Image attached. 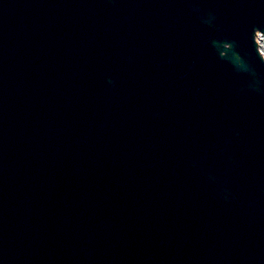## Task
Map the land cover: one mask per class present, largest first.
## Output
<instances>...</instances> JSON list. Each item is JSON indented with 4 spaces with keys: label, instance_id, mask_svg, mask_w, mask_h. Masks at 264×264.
Wrapping results in <instances>:
<instances>
[{
    "label": "water",
    "instance_id": "95a60500",
    "mask_svg": "<svg viewBox=\"0 0 264 264\" xmlns=\"http://www.w3.org/2000/svg\"><path fill=\"white\" fill-rule=\"evenodd\" d=\"M264 0H0V264H264Z\"/></svg>",
    "mask_w": 264,
    "mask_h": 264
},
{
    "label": "built area",
    "instance_id": "2783aa9c",
    "mask_svg": "<svg viewBox=\"0 0 264 264\" xmlns=\"http://www.w3.org/2000/svg\"><path fill=\"white\" fill-rule=\"evenodd\" d=\"M256 39L258 41L260 51L262 52L264 56V34L261 32H258Z\"/></svg>",
    "mask_w": 264,
    "mask_h": 264
}]
</instances>
